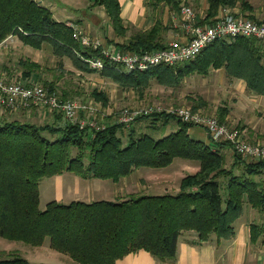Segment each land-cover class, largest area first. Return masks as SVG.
Here are the masks:
<instances>
[{
    "label": "trees",
    "instance_id": "1",
    "mask_svg": "<svg viewBox=\"0 0 264 264\" xmlns=\"http://www.w3.org/2000/svg\"><path fill=\"white\" fill-rule=\"evenodd\" d=\"M88 1L90 7L105 8L116 37L128 35L120 0ZM146 3L151 8L168 5L177 12L182 0H146ZM208 3L202 23H212L224 7L239 4L243 11L252 10L247 0H208ZM73 24L58 20L38 0H0V43L11 35L35 48L50 43L56 56L71 58L77 69L98 71L120 84L135 87H147L151 78L161 83H178L191 74L206 75L213 68L223 67L229 76L245 79L250 89L264 94V49L255 38L218 40L204 48L195 60L178 66L162 64L141 72H125L110 63L101 70L90 67L88 58L97 52L84 48L74 37ZM166 29L156 21L150 28L133 31L121 46L131 51L163 47ZM19 63L27 77L41 68L28 58L20 59ZM44 85L59 91L54 81H45ZM92 94L103 105L109 102L102 90L95 88ZM60 96L68 99L65 92ZM201 103L193 108L199 109ZM228 112L226 106L219 107L215 115L226 122ZM62 119L63 114L57 113L56 120L44 124L17 119L0 121L1 237L33 246H41L49 238L53 249L79 264H116L140 250L166 262L177 258L182 233L196 232L197 243L213 235L231 239L246 202L258 210L264 209V184L253 177L264 171V160L247 162L246 172L236 173L235 166L243 160L234 152L235 162L227 167L222 148L229 142L193 138L189 133L193 124L174 114L161 111L139 116L137 120L151 119L155 129L154 123L161 119L164 124L176 119L179 127L155 136L148 132L137 134L132 126L126 142L119 134L124 129L119 122L90 130L69 121L63 126ZM176 157L199 162L196 171L181 178L178 192L130 194L123 199L92 202L51 200L45 208L40 206V183L44 178L71 171L86 178L119 181L139 167H167ZM251 228L255 240L262 231L258 224H252ZM0 264L32 263L14 253L1 258Z\"/></svg>",
    "mask_w": 264,
    "mask_h": 264
},
{
    "label": "crops",
    "instance_id": "2",
    "mask_svg": "<svg viewBox=\"0 0 264 264\" xmlns=\"http://www.w3.org/2000/svg\"><path fill=\"white\" fill-rule=\"evenodd\" d=\"M38 1L52 10L50 7L52 3L46 4L44 0ZM50 1L52 2V0ZM247 1L251 4L252 10L243 11L238 4L235 7H231L232 12L249 15L254 18H264V0ZM120 3L122 7L121 15L125 25L129 27L128 35L124 38L116 37L113 28L110 29L103 24L105 22L104 15L98 12L99 16L97 14L93 17V21L96 23L94 24L96 26L94 29L97 30V33L103 35L99 37L103 43H112L117 47L123 48L121 43L128 40L131 32L150 28L156 21H160L167 27L163 31L162 36L164 43L183 33L181 27L183 16L181 12L174 11L168 5L161 4L158 7L151 8L147 5L146 0H120ZM182 3L192 6L200 20L205 18L209 8L208 0H182ZM224 8L221 9L220 15L225 12ZM65 22L71 23L72 21ZM90 33L93 35L91 31ZM24 49L25 44L16 35L8 36L0 43V78L10 81H37L41 73L40 70L44 66L42 62L44 55L41 53L44 50L49 51L47 54L51 55L55 65L57 63L61 65L65 62V57H58L53 53L52 45L44 43L41 48H36L37 50L32 53V56L28 57V59L38 62L41 68L27 77L24 76V68L19 63L20 59L25 58L21 55ZM226 76L225 84H227L228 99H217L216 104L210 105L203 102L198 108L216 114L219 107L226 106L229 109L225 118L226 123L233 128L239 129L246 140L264 144V94H259L250 89L245 79L231 77L227 72ZM237 79L239 82L236 81ZM48 81L52 82L54 79H49ZM56 83L57 85L59 84L58 81ZM71 88L63 85L58 86L60 94L65 92L66 98H70L73 93ZM196 104L194 103L193 105ZM57 113L61 112L42 106H31L28 107L25 115L28 118H37L45 115L48 117L47 122H53L56 120ZM0 119L5 120L1 116ZM189 133L193 138L205 142H210L211 140L207 130L198 125L190 126ZM126 140L127 138H124L125 142ZM140 169L141 167L136 168L131 174L121 178L119 181L96 177L86 178L74 172L65 171L62 174L47 177L50 179V185L45 190H42L41 183H43L44 178L40 183V204L44 197H48L46 204L51 200L70 203L76 200L86 202L118 200L130 194H161L179 191L180 181L184 175L178 176L179 181L177 182V178V180L169 179L164 173L157 175L158 173L154 172V170L144 172ZM197 169V165L193 166V170L196 171ZM252 216V220L241 221V218H238L235 222L236 234L231 239L218 238L213 235L210 239L197 243L196 232L182 233L178 238L177 258L173 261L160 262L150 252L140 250L117 260L116 264H264V225L261 226L260 223L256 222V220L260 219L259 216ZM252 224H258L262 231L258 236V230H254L256 236H258L255 240H252Z\"/></svg>",
    "mask_w": 264,
    "mask_h": 264
},
{
    "label": "rangeland",
    "instance_id": "3",
    "mask_svg": "<svg viewBox=\"0 0 264 264\" xmlns=\"http://www.w3.org/2000/svg\"><path fill=\"white\" fill-rule=\"evenodd\" d=\"M44 1L46 4L52 3V6L50 7L52 8L54 16L58 20L64 22L72 21L75 25L85 31L89 33L91 31L94 36H103L97 33V30L94 29L96 28L94 25L96 23L93 21V17L97 15L98 12H101L104 15L105 22H103V24L110 29L112 28V24L109 21L105 8L103 6L90 7V2L88 0ZM47 44L51 46V44ZM36 50L35 47L25 44V49L21 55L28 58L29 56H32V53H35ZM41 53L44 55V58H42L44 66L40 70L41 73L37 78V81L44 84L47 79H54V82H59L57 87L59 85L72 87L71 89L73 90V93L70 95L71 99L83 101L95 100L100 105H103V102L97 100L92 94V91L95 88L104 91L109 98V102L107 105H103L98 120H102L105 123L116 119L120 110L125 107L139 108L146 105L158 104L162 105L164 108H171L177 106H191L194 103L199 102H205L210 105L216 104L215 102H217V99H228V91L226 90L227 84H225V78H227V76L224 68L220 70L213 68L206 75L194 73L186 76L178 83L173 81L169 83H161L156 78H151L147 87H135L128 83L120 84V82L110 77L101 75L98 71L88 72L79 70L69 57H65V62L63 64L60 65L57 63L55 65V62L52 61L51 55L47 54L49 53L48 50H44ZM48 80L46 82H49ZM236 81H238V79ZM26 110L27 109H0V116L5 118V120L18 119L20 121L34 122L37 124H44L48 121V117L45 115L37 118H28L25 115ZM204 112L212 114L208 111ZM103 118L105 120H103ZM151 122V119L136 120L133 122L132 126L137 134L148 132L155 136L168 134L179 127V123L176 119H170L167 124L163 123L164 120H159L157 123H154V125L157 126V129L152 127ZM129 129L130 128L124 127L123 131H119V134L123 135L126 139ZM222 151L226 154L227 167L232 166L235 162L233 148L231 147L230 149V146L226 145L222 148ZM241 159L243 161L239 162L234 169L238 174L245 173V164L250 162L245 158L241 157ZM196 165L199 167V162L196 160L176 157L167 167L159 169L141 167L140 170H143L144 172L154 170V172L158 173L157 175H162L164 173L169 179L172 178L177 180L180 175L194 172L195 170H193V166ZM253 177L264 184V171ZM49 180V178L43 180V183H41L42 190L48 188L50 185ZM178 181L179 179L177 182ZM46 199H48V197H44L40 204L42 209L46 207ZM252 215L259 216L260 219L256 220V222L260 223L261 226L264 225V209L258 210L246 202L240 220H252ZM14 253L21 254L32 264H79L72 261L67 254L53 249L50 245L49 238H46L43 245L33 246L21 240H11L0 236V259L9 257Z\"/></svg>",
    "mask_w": 264,
    "mask_h": 264
},
{
    "label": "built area",
    "instance_id": "4",
    "mask_svg": "<svg viewBox=\"0 0 264 264\" xmlns=\"http://www.w3.org/2000/svg\"><path fill=\"white\" fill-rule=\"evenodd\" d=\"M212 23H202L192 6L182 3L180 12L183 16L179 35L163 47L131 51L117 47L112 43H103L101 38L84 29L74 26V37L82 46L97 52L88 58L90 67L103 69L107 63L115 64L121 71L141 72L157 65L178 66L195 60L201 51L210 44L235 37H250L258 40L264 49V18L234 13L230 7ZM31 106H42L63 113L67 121L82 128L100 130L107 123L98 120L103 105L95 100L63 99L57 91L50 90L38 81H10L0 78V109L19 110ZM165 111L176 115L186 122L205 128L210 137L216 141L230 143L233 152L256 162L264 160V144L246 140L239 129L220 121L215 114H209L193 106L164 108L162 105H146L139 108L125 107L120 110L116 119L126 128H131L139 116L153 112ZM103 120H105L103 118Z\"/></svg>",
    "mask_w": 264,
    "mask_h": 264
},
{
    "label": "water",
    "instance_id": "5",
    "mask_svg": "<svg viewBox=\"0 0 264 264\" xmlns=\"http://www.w3.org/2000/svg\"><path fill=\"white\" fill-rule=\"evenodd\" d=\"M67 122V119L64 117L63 120H62V125L64 126Z\"/></svg>",
    "mask_w": 264,
    "mask_h": 264
}]
</instances>
